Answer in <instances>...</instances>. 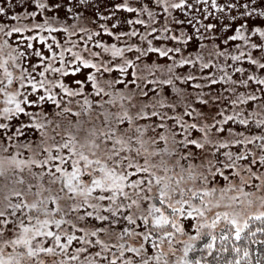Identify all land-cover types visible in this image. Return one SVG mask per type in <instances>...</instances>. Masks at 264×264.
<instances>
[{
  "label": "snow or ice",
  "instance_id": "6c2138e0",
  "mask_svg": "<svg viewBox=\"0 0 264 264\" xmlns=\"http://www.w3.org/2000/svg\"><path fill=\"white\" fill-rule=\"evenodd\" d=\"M0 264H264V0H5Z\"/></svg>",
  "mask_w": 264,
  "mask_h": 264
},
{
  "label": "rangeland",
  "instance_id": "374dc122",
  "mask_svg": "<svg viewBox=\"0 0 264 264\" xmlns=\"http://www.w3.org/2000/svg\"><path fill=\"white\" fill-rule=\"evenodd\" d=\"M4 4H5V0H0V6H4ZM15 10H17V9L9 8V11H10V12H11V11H15ZM118 15H122V16H123V15H128V14H126V13H120V14H118ZM104 39H105V41L108 42V43L113 42V41L111 40V38L105 37Z\"/></svg>",
  "mask_w": 264,
  "mask_h": 264
}]
</instances>
